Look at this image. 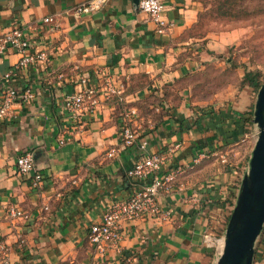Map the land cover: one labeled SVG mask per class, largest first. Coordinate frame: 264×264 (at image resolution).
I'll return each instance as SVG.
<instances>
[{
  "label": "crops",
  "instance_id": "obj_1",
  "mask_svg": "<svg viewBox=\"0 0 264 264\" xmlns=\"http://www.w3.org/2000/svg\"><path fill=\"white\" fill-rule=\"evenodd\" d=\"M88 1L0 0V34L21 24L31 51L48 55V61L25 69L14 68L19 53L0 55V97L7 87L34 93L0 118V241L7 248L0 264H214L217 247L204 236L224 237L245 171L240 176L237 166L214 168L207 158L211 152L225 163L227 150L218 147L247 137L248 88L239 92L236 106L199 108L190 100L187 75L208 59L202 40L185 34L197 21L198 1L161 0L162 31L137 0H106L98 10L74 13ZM47 16L53 24L43 22ZM82 75L97 104L72 128L64 99L80 88ZM107 77L123 82V98H106ZM162 96L172 105L169 115L140 114ZM132 110L138 112L132 121L136 137L126 146L122 128ZM167 150V169L188 165L156 197L168 217L123 222L121 239L99 256L89 226L111 202L128 197L127 170L137 160ZM22 151L34 155L42 176L36 185L32 174L17 172ZM10 208L23 216L9 217ZM253 264H264V225Z\"/></svg>",
  "mask_w": 264,
  "mask_h": 264
},
{
  "label": "built area",
  "instance_id": "obj_2",
  "mask_svg": "<svg viewBox=\"0 0 264 264\" xmlns=\"http://www.w3.org/2000/svg\"><path fill=\"white\" fill-rule=\"evenodd\" d=\"M106 0H89L73 8L74 13L90 12L101 8ZM138 7L141 11L147 13L153 18L159 26V31L165 22L161 19L163 5L161 0H137ZM44 23H52L51 16L43 18ZM53 25L51 30H55ZM29 50V51H28ZM14 51L19 53L20 59L14 65L15 69H25L29 65L37 62L48 61V55L45 51H31L30 42L26 38L25 28L21 24L14 23L6 28L0 34V55ZM12 75V71H8L4 78L8 79ZM80 88L72 93L66 95L64 99V111L71 119L72 128L79 127V123L83 119V112L85 110H93L97 104L96 92L88 86V79L86 76L78 78ZM106 98L112 95L119 99L123 98L125 91L123 82L115 83L111 78L105 79ZM34 97V93L30 88L17 90L12 87L4 89L2 97H0V118L11 114L12 105L16 100L29 101ZM128 118L123 123L122 135L124 145L130 146L136 137V132L132 126V121L136 120L137 112L129 111L125 115ZM64 140H60L63 143ZM172 151L165 152H149L141 159L137 160L128 170L127 176L131 180V192L126 199L115 200L111 202L103 212L101 219L89 226L88 239L95 247L97 254L102 255L106 247L119 241L121 239V224L125 221H133L144 218H162L168 217V212L161 209L156 204V197L162 192L168 191L169 183L174 181L187 168V164H176L168 169L166 166L170 162ZM15 165L17 172L21 175L32 174L34 185L41 181V174L35 170L34 155L31 151H22L16 157ZM23 216V213L16 209H9V217ZM204 241L209 245L218 247L223 238H211L208 235L204 236ZM223 246V245H222ZM222 249V248H221ZM219 249L218 254H220ZM7 255V248L3 242L0 241V262L5 263ZM219 256V255H218Z\"/></svg>",
  "mask_w": 264,
  "mask_h": 264
},
{
  "label": "rangeland",
  "instance_id": "obj_3",
  "mask_svg": "<svg viewBox=\"0 0 264 264\" xmlns=\"http://www.w3.org/2000/svg\"><path fill=\"white\" fill-rule=\"evenodd\" d=\"M202 11L199 25L192 37L202 40V49L208 59L201 60L189 86L192 97L199 108L205 106H236L239 92L248 88L249 109L247 137L236 146H219L226 149V162L218 155L208 154L207 160L214 168L236 167L241 176L248 168L254 146L257 126L253 122V109L258 89L243 82L247 71L258 72L264 82V0H199ZM211 42L210 48L205 43ZM207 154L201 156L206 159ZM217 157V158H215ZM240 177H238L239 179ZM219 252V246L216 248Z\"/></svg>",
  "mask_w": 264,
  "mask_h": 264
},
{
  "label": "water",
  "instance_id": "obj_4",
  "mask_svg": "<svg viewBox=\"0 0 264 264\" xmlns=\"http://www.w3.org/2000/svg\"><path fill=\"white\" fill-rule=\"evenodd\" d=\"M257 136L228 218L214 264H253L255 242L264 225V82L253 109Z\"/></svg>",
  "mask_w": 264,
  "mask_h": 264
},
{
  "label": "trees",
  "instance_id": "obj_5",
  "mask_svg": "<svg viewBox=\"0 0 264 264\" xmlns=\"http://www.w3.org/2000/svg\"><path fill=\"white\" fill-rule=\"evenodd\" d=\"M196 1H199V0H196ZM201 15H202V11L200 10L198 13L197 21L193 24V26L191 28H189L186 31L185 34L187 36H194L193 31L199 25ZM194 73H195V71H193L187 75V85L188 86L190 84L189 82L191 81ZM243 82H246V84H248L249 86L254 87L256 89H258L260 87V85L262 84V82L259 79V73L258 72H250V71H247L244 74ZM190 94H191V88H190ZM190 99L193 101L192 97ZM152 100H151L152 102H150V104H152L153 106L143 109L144 111H142V112L140 110V114L147 113L149 115H157V116L170 114V110L172 109V105L170 106V102L166 99L165 96L158 97V98H152ZM137 116H138V112H137ZM234 197H235V195H234ZM228 218H229V215L227 217V221H228Z\"/></svg>",
  "mask_w": 264,
  "mask_h": 264
},
{
  "label": "bare ground",
  "instance_id": "obj_6",
  "mask_svg": "<svg viewBox=\"0 0 264 264\" xmlns=\"http://www.w3.org/2000/svg\"><path fill=\"white\" fill-rule=\"evenodd\" d=\"M222 247H220L219 249H221Z\"/></svg>",
  "mask_w": 264,
  "mask_h": 264
}]
</instances>
